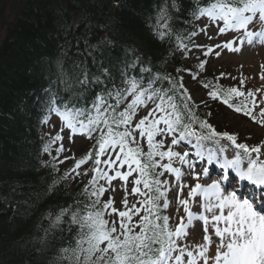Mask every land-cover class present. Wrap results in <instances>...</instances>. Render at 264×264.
I'll return each instance as SVG.
<instances>
[{
	"label": "snow or ice",
	"instance_id": "6c2138e0",
	"mask_svg": "<svg viewBox=\"0 0 264 264\" xmlns=\"http://www.w3.org/2000/svg\"><path fill=\"white\" fill-rule=\"evenodd\" d=\"M171 6L176 7L175 0ZM189 10L196 20L207 18L209 24L201 29L205 34L209 26L217 27L219 36L239 34L214 48L208 46L205 56H219V49L239 53L245 45L264 44V0H195ZM169 19L165 4L158 13L155 30L160 40H171L173 36ZM184 39L176 34V47L181 51L187 49ZM205 63L201 61L197 67L202 69ZM261 68L264 70V65ZM55 75L64 85L62 91L78 90L69 97L61 91L46 90L47 111L59 118L62 127L43 151L51 155V144L63 140L60 133L65 129L71 133L70 141L77 134L93 141L79 159L64 158L75 162L61 180L73 173L90 175V179L79 194L83 199L61 206L54 216L48 214L50 228L45 229L46 235L61 224L68 225L69 235L64 236L61 229V242L67 241V245L59 249L56 264H264V140L250 146L238 142L236 133L218 131L198 115L182 77L153 73L138 56L126 60L116 71L104 65L93 71L83 61L68 68L61 59L56 62ZM192 79L196 80L197 74ZM244 84L241 79L239 88L211 82L202 86L209 89L207 94L213 101L264 126V107L258 113L254 111L257 97L252 90L242 91ZM241 97L251 98L252 107L247 99L240 101ZM141 111L145 113L142 116ZM42 123H48L47 116ZM206 141L217 146L216 151H209L208 161L216 157L224 173L220 179L203 184L188 159L192 153L175 149L190 145L196 149V156L203 157L201 149ZM229 147L233 150L231 159L225 156L220 161L218 154H224ZM63 151L61 143L56 148L57 156ZM176 162L192 170L195 183L181 182L184 173L182 167L173 166ZM83 165L90 166L80 172ZM202 172L211 178L207 168ZM165 174L175 178L176 212L182 207L185 214L178 217L174 227L170 223L173 218L164 214L171 203V181L162 179ZM115 180L122 182L121 209L114 206V197L102 199L107 191H116L112 186ZM58 182L53 181L49 191ZM184 189L187 198H183ZM129 195L136 198L131 203ZM197 203L198 213L192 210ZM195 223L203 225L201 241L182 243Z\"/></svg>",
	"mask_w": 264,
	"mask_h": 264
},
{
	"label": "trees",
	"instance_id": "16d2710c",
	"mask_svg": "<svg viewBox=\"0 0 264 264\" xmlns=\"http://www.w3.org/2000/svg\"><path fill=\"white\" fill-rule=\"evenodd\" d=\"M172 3L0 0V27L4 29L0 42V264H56L59 249L67 245L61 242V229L64 236L69 235L68 225L61 224L46 235L48 214L54 216L61 206L83 199L81 185L61 180L52 165L41 162L43 146L35 122L38 97L50 80L57 81V60H64L68 68L83 61L93 71L99 65L116 71L117 61L123 65L138 56L152 72L177 77L176 34L186 37L189 26L178 29L171 20L177 19L179 10L189 23L193 2L180 0L175 8ZM165 4L171 40H160L155 32Z\"/></svg>",
	"mask_w": 264,
	"mask_h": 264
},
{
	"label": "rangeland",
	"instance_id": "374dc122",
	"mask_svg": "<svg viewBox=\"0 0 264 264\" xmlns=\"http://www.w3.org/2000/svg\"><path fill=\"white\" fill-rule=\"evenodd\" d=\"M175 23H179L177 19H174ZM209 21L207 18L203 19L199 25H198V38L196 41L197 49L193 51V55H190L188 59L186 60L185 69H187L186 77L184 78V83L187 88L192 90L193 87H195V93L194 96H192V99L198 100V102L202 105L199 110L201 113H206L207 120L209 123H211L214 127H218L217 130L224 129V131H228L230 133H236L238 136H242L244 139L246 137L258 139L261 137L258 134H264V126H261L259 124L252 125L251 123L248 124L246 122V119L242 117L241 115H233L230 111L227 109L221 107L217 101H213L209 96H206V91L203 90V86L199 85L200 83L204 82H211L213 85L218 86H230L229 82L227 81L224 76L221 77V73H227L228 68H230V65L227 63L226 60H228L234 67H236V72L234 73V76L241 77L244 79L245 84L247 87H251L256 85V89H261L259 93H264V80L261 79V75L264 74V70H262L261 65H264V46L259 48H251L249 46L243 47L242 51L238 53L236 57L232 56H220L218 60L213 62L212 64H208L205 60L200 59L198 56H196L197 52L200 51V47H202L205 43L217 41V43H221L222 41L215 40L212 37V32L217 30L215 26H209L207 28V34L201 31L202 28L205 27V25H208ZM3 28L0 27V42L3 38ZM209 36L212 37V39H209ZM199 46V47H198ZM205 61L204 68H198L197 65L201 62ZM238 70H247L248 74H242ZM250 71L254 75L253 79L250 80ZM197 74V79L193 80L192 75ZM183 78V77H182ZM218 78V79H217ZM52 82V81H51ZM206 97V98H205ZM264 98V96L262 97ZM251 99V98H250ZM206 105V106H205ZM264 107V103H262L258 109ZM209 112L211 115H209ZM144 111H141L140 115H144ZM62 127L61 121L59 118H54L52 121L51 127H45V133L49 134V138L51 139L54 137ZM63 136L62 141H57L54 144H51L50 152L55 155L56 159L58 161L64 160L63 163H59L60 170H68L72 168L74 165L73 159L65 160V157H75L76 159L79 158L82 154L87 153V151L90 149L92 144L86 140H84L83 136H72L71 141L69 140L70 134L68 133L67 129H65L62 133H60ZM138 135V133H137ZM264 140L261 138L258 141ZM63 144L65 151L61 152L59 156L56 154V148ZM146 144V142H144ZM143 144V145H144ZM250 144V143H249ZM89 167V165H83L81 166L80 170H84V168ZM131 179V178H130ZM121 181L115 180L112 182V186L116 188L115 192H112L115 197H124V192L120 193L118 191L119 188H121ZM132 185L129 186L128 190L130 192ZM184 197L187 198V191L183 192ZM106 194H104L103 198H105ZM129 202H133L135 200V197L129 195L128 197ZM176 207H174L173 212V227L175 224L179 223L178 217L182 215L183 208L181 207L179 212H176ZM198 227H194L189 231V235L186 240L182 241V243H186L188 245H192L194 243L200 242L203 236V225H197Z\"/></svg>",
	"mask_w": 264,
	"mask_h": 264
},
{
	"label": "bare ground",
	"instance_id": "6f19581e",
	"mask_svg": "<svg viewBox=\"0 0 264 264\" xmlns=\"http://www.w3.org/2000/svg\"><path fill=\"white\" fill-rule=\"evenodd\" d=\"M180 0H176V2H179ZM159 9H157V11H158ZM177 16H176V18H177V20H178V22H179V24L178 25H176V23L174 22V20H171L172 21V23H173V25H174V27L175 28H177L178 27V29H181L182 27L183 28H187L188 26H189V23H185V21H184V16L183 15H181L182 13L181 12H179V10H177ZM150 14H152V16H154L155 14L152 12V13H150ZM172 16H174V15H172ZM148 27H149V30H150V26L148 25ZM148 27H145V29H146V31L148 30ZM130 60V59H129ZM118 62V66L119 67H121L122 66V61H117ZM124 62V61H123ZM202 152H203V154H206L207 152L205 151V150H201Z\"/></svg>",
	"mask_w": 264,
	"mask_h": 264
}]
</instances>
